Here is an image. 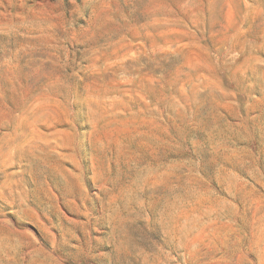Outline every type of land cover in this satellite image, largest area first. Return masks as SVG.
<instances>
[{"label": "rangeland", "instance_id": "1", "mask_svg": "<svg viewBox=\"0 0 264 264\" xmlns=\"http://www.w3.org/2000/svg\"><path fill=\"white\" fill-rule=\"evenodd\" d=\"M0 264H264V0H0Z\"/></svg>", "mask_w": 264, "mask_h": 264}]
</instances>
